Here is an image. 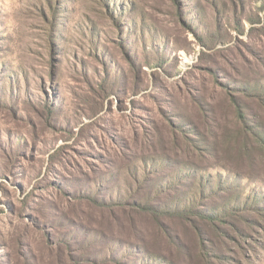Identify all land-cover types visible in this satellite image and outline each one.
<instances>
[{"label": "rangeland", "instance_id": "374dc122", "mask_svg": "<svg viewBox=\"0 0 264 264\" xmlns=\"http://www.w3.org/2000/svg\"><path fill=\"white\" fill-rule=\"evenodd\" d=\"M0 264H264V0H0Z\"/></svg>", "mask_w": 264, "mask_h": 264}, {"label": "trees", "instance_id": "16d2710c", "mask_svg": "<svg viewBox=\"0 0 264 264\" xmlns=\"http://www.w3.org/2000/svg\"><path fill=\"white\" fill-rule=\"evenodd\" d=\"M239 112H240V107H238V109H237ZM241 117H244L242 114H241ZM239 206H242V205H239ZM239 206L237 207V203H236V205L234 206V212L236 213V208H239ZM226 207H227V209H225V211H227V210H229L228 208H230V205H226ZM212 209H210V214H209V216L210 215H214V216H217L218 214L216 213V211H217V207H211ZM231 208H233V207H231ZM243 208V210H247L249 207H248V204H245L244 205V207H242ZM236 215H238V214H236Z\"/></svg>", "mask_w": 264, "mask_h": 264}]
</instances>
